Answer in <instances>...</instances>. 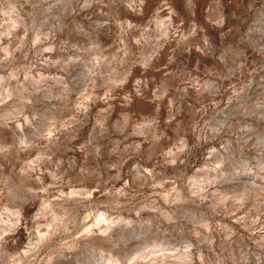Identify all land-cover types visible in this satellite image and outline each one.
I'll use <instances>...</instances> for the list:
<instances>
[{
	"label": "rangeland",
	"instance_id": "374dc122",
	"mask_svg": "<svg viewBox=\"0 0 264 264\" xmlns=\"http://www.w3.org/2000/svg\"><path fill=\"white\" fill-rule=\"evenodd\" d=\"M0 264H264V0H0Z\"/></svg>",
	"mask_w": 264,
	"mask_h": 264
}]
</instances>
